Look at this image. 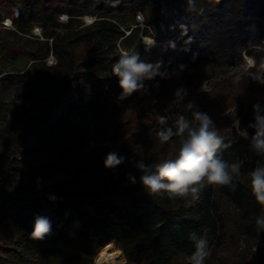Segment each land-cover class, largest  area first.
<instances>
[{
    "label": "trees",
    "instance_id": "1",
    "mask_svg": "<svg viewBox=\"0 0 264 264\" xmlns=\"http://www.w3.org/2000/svg\"><path fill=\"white\" fill-rule=\"evenodd\" d=\"M88 6L92 9L86 10ZM138 11L144 15L143 34L154 39L153 45L144 48L138 40L129 54L160 62L164 75L121 97L111 69L121 56L118 41L137 38L135 30L125 36L128 27L122 25ZM87 13L97 20L83 26L79 18ZM61 14L69 17L67 23L58 22ZM4 19L12 21L14 36L29 35L37 25L45 42H52L44 53L29 54L37 61L30 70L0 79L2 92L17 85L24 99L39 109L29 119L11 111L0 123V264H94L98 251L110 243L122 250L126 264H189L195 250L189 233L203 235L205 229L210 255L204 264H231L226 258L224 200L237 211L236 233L243 242L237 264H264V228L256 224L262 208L248 175L264 166V155L251 147L254 130L248 127L253 105L264 106V83L257 84L263 54L239 79L217 78L218 69L244 50L264 49V0H0V28ZM0 50L25 53L7 42H0ZM50 53L56 64L48 67ZM48 78L56 83L49 96L42 89ZM204 82L210 90L201 92ZM181 86L188 95L178 100L174 93ZM189 102L193 110L208 113L224 142L231 144L220 155L230 164L240 162V175L231 185L205 182L198 199L150 193L136 163L154 164L175 155L180 138L164 143L158 133L168 128L175 132L180 115L191 119ZM75 113L78 120L66 123ZM158 116L167 117L166 123ZM99 117L108 122L106 144L89 149L90 129L84 126ZM52 150L55 163L30 170L27 183H16L21 163L16 156ZM112 152L125 159L107 168L104 161ZM64 165L70 167V177L35 187ZM87 205L95 213L81 221L73 236L77 216L84 215L79 208ZM37 218L50 222L46 237L72 242L75 253L56 263L60 251L32 238Z\"/></svg>",
    "mask_w": 264,
    "mask_h": 264
},
{
    "label": "clouds",
    "instance_id": "2",
    "mask_svg": "<svg viewBox=\"0 0 264 264\" xmlns=\"http://www.w3.org/2000/svg\"><path fill=\"white\" fill-rule=\"evenodd\" d=\"M160 62L155 64L140 59L138 53L123 54L112 65V74L118 78L121 97H127L144 89V81L160 75ZM178 100L188 95V90L181 86L175 93ZM187 109L191 111V119L180 115L176 121L175 132L165 129L158 133L161 142H168L173 136L179 137V147L175 155L154 164H146L140 160L136 167L143 173L141 183L150 193H167L172 198H186L191 195L198 199V193L208 184L231 185L234 176L240 175L241 163H228L220 155L221 151L231 146L215 128L211 116L199 110H193L189 102ZM253 121L248 127L254 130L251 137V147L257 155H264V106L259 102L253 105ZM161 123H166L167 117L158 116ZM124 157L112 152L107 154L105 167L114 168L124 162ZM250 188L256 202L262 208V215L257 217L256 224L264 228V166H257L249 172ZM135 182L134 177H130ZM234 188V186H233ZM50 222L45 218L35 220L31 233L34 239H43L50 232ZM197 235L189 233V239L194 243L195 250L188 257L189 264H204L210 255L207 232Z\"/></svg>",
    "mask_w": 264,
    "mask_h": 264
},
{
    "label": "rangeland",
    "instance_id": "3",
    "mask_svg": "<svg viewBox=\"0 0 264 264\" xmlns=\"http://www.w3.org/2000/svg\"><path fill=\"white\" fill-rule=\"evenodd\" d=\"M92 9L91 6H88L86 10ZM143 13L138 11L135 15V19L124 20L123 29H125V36H128L132 30H135L136 39L131 40L128 43L122 42L118 47V52L123 54H129L133 50L136 45V42L139 40V43L146 48L145 46L153 45V38L149 36H145L143 34L145 29V22H142ZM144 16V15H143ZM68 17L66 14H61L58 17V22L67 23ZM89 17H96L95 15L85 14L83 17H80V21L84 23V21H90ZM140 18V23L138 22ZM6 19L1 22V30H0V42H7L10 45L15 47L23 48L25 50L24 54L12 55L8 52L0 50V76L5 74H23L26 71L30 70L34 67L37 61L32 60L29 54L33 51H38L39 53H44L47 49V46L50 47L49 42H45L43 31L42 37H36L35 33H40V26L34 25L27 36L23 35H13L12 32H15V28H11L9 23L7 27L4 25ZM42 29V28H41ZM142 36V37H141ZM132 37V35H131ZM260 52L263 54L262 57V69L257 76V84L264 83V52L262 48L259 47H250L244 50L240 56V58H234L229 61L228 66L224 65L218 69L217 78L219 80L225 79L228 77H233L239 79L245 72L249 69L246 61L249 57L255 58V65L258 63ZM47 58L45 65L50 67L53 66V62ZM56 86L55 81L52 78H48L44 81L42 89L46 93L47 96L50 95L51 91L54 90ZM210 87L208 82H204L199 91H209ZM11 111H17L22 113L28 119L36 116L39 113V109L37 106L32 105L22 96L21 89L17 85H8L7 90L2 92L0 85V123L9 117V113ZM78 113V112H77ZM77 113L72 114L66 119V123H75L78 120ZM93 117L92 119H94ZM89 119L88 125L84 127H89L91 134V142L89 144V149H95L99 146H104L106 144V136H105V127L108 122L106 118L99 117L96 121ZM83 125L81 121L80 126ZM17 159L21 161L20 163V171L16 176V183H27L29 181L28 172L30 170L37 169L39 167L53 164L57 160V153L55 150L52 151H39L38 153L27 156V157H19L16 156ZM70 167L64 165L58 172L51 174L50 176L39 180L35 183L36 188L46 187L49 185H53L58 183L66 178L70 177ZM83 211L84 215H78L75 220L74 227L72 230L73 236H76L77 231L80 228L81 221L88 215H93L95 210L92 206L87 205L82 208H79ZM222 210L225 218V233L227 237L226 243V258L230 261L231 264H237L241 257V253L243 250V242L236 233V224H237V211L235 207L227 202L226 200L222 201ZM37 243L45 248H57L60 251L59 257L55 260L56 263H59L62 258L74 254L75 253V245L72 242H69L64 239L52 240L48 237H44L43 239H36ZM114 246H116L113 243ZM117 247V246H116ZM94 263V262H93ZM125 264V263H123Z\"/></svg>",
    "mask_w": 264,
    "mask_h": 264
},
{
    "label": "bare ground",
    "instance_id": "4",
    "mask_svg": "<svg viewBox=\"0 0 264 264\" xmlns=\"http://www.w3.org/2000/svg\"><path fill=\"white\" fill-rule=\"evenodd\" d=\"M142 37V36H141ZM125 258L119 247L110 243L100 249L94 257V264H123Z\"/></svg>",
    "mask_w": 264,
    "mask_h": 264
},
{
    "label": "built area",
    "instance_id": "5",
    "mask_svg": "<svg viewBox=\"0 0 264 264\" xmlns=\"http://www.w3.org/2000/svg\"><path fill=\"white\" fill-rule=\"evenodd\" d=\"M141 16H142V22L144 23V16H143V15H141ZM66 18L69 19V17H66ZM89 18H90V21H84L83 26H89V25L93 24V23L97 20V17H89ZM68 19H67V20H68ZM7 20H10V19H6V20H5L4 25H5L6 27H7V24H6ZM10 22H11L10 25L13 26L11 20H10ZM138 22L140 23V18H139ZM2 23H3V22H2ZM12 29H13V28H12ZM39 30H40V33H35V36L41 38V37H42V31H43V30H42L41 28H39ZM27 36H28V35H27ZM121 41H122V39H120V40L118 41L117 46L120 45ZM51 42H52V40H50V44H51ZM262 51L264 52V49H262ZM49 55H50L49 60H51V61L53 62V65H55V64H56V59H55V57L53 56L52 53H50ZM48 57H49V56H48ZM48 57H47V58H48ZM46 60H47V59H46ZM46 60H45V62H46ZM246 64H247L248 68H253V67L255 66V58H254V57H249V58L247 59V61H246ZM111 71H112V69H111ZM112 75H113V74H112ZM2 76H3V75H2ZM2 76H0V79H1Z\"/></svg>",
    "mask_w": 264,
    "mask_h": 264
},
{
    "label": "water",
    "instance_id": "6",
    "mask_svg": "<svg viewBox=\"0 0 264 264\" xmlns=\"http://www.w3.org/2000/svg\"><path fill=\"white\" fill-rule=\"evenodd\" d=\"M125 264H126V260H125Z\"/></svg>",
    "mask_w": 264,
    "mask_h": 264
}]
</instances>
